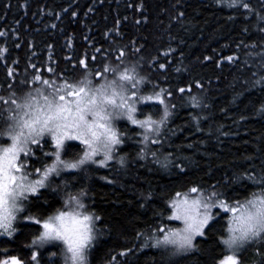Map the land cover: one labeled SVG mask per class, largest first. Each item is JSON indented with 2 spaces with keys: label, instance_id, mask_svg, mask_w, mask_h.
Instances as JSON below:
<instances>
[{
  "label": "trees",
  "instance_id": "16d2710c",
  "mask_svg": "<svg viewBox=\"0 0 264 264\" xmlns=\"http://www.w3.org/2000/svg\"><path fill=\"white\" fill-rule=\"evenodd\" d=\"M250 2L264 15L261 0ZM262 28L264 22L258 21L255 11L233 10L216 0H0V97L4 98L0 109L6 107L4 101L12 91L43 87L33 80L34 74L45 79H56L57 74L80 79L102 71L103 65L120 63L121 53L124 66L136 65L141 76L173 91L169 99L176 107L168 124L175 134H168L158 156L163 161L167 153H173L179 158L174 163L182 164L183 171L163 167L150 153L138 156L135 132L130 131L131 138L119 146L110 167L78 175L77 170H67L55 178L59 184L70 181L66 191L72 194L82 188L86 207L101 218L96 221L99 235L88 264H214L220 258L219 236L226 217H218L214 229L196 237L195 247L186 253L162 255L157 248L143 245L160 222L157 211L164 212L165 223L179 227L167 219L169 201L177 191L219 184L233 200L241 201L257 191V184L247 176L237 177L246 170L253 176L264 175V84L252 87L264 76ZM230 56L232 60L227 59ZM85 58L87 73L74 70ZM159 63L165 69H159ZM179 87L186 88L185 93L176 91ZM190 95L203 99L202 111L188 102ZM145 110L156 109L149 105ZM197 113L207 117L199 131L190 121ZM117 124L135 128L125 120ZM68 143L73 145L69 158L82 154L84 145L79 141ZM51 149L49 145L45 151ZM121 155L126 160L123 167L118 162ZM31 163L40 167L36 157ZM66 198L65 192L49 189L45 213L61 208ZM16 227L29 232L39 228L23 220ZM5 241L11 254H29L28 244L18 249L17 239ZM57 245L40 251V264H64ZM261 252L264 247L259 252L249 248L241 255L242 264H259Z\"/></svg>",
  "mask_w": 264,
  "mask_h": 264
},
{
  "label": "snow or ice",
  "instance_id": "6c2138e0",
  "mask_svg": "<svg viewBox=\"0 0 264 264\" xmlns=\"http://www.w3.org/2000/svg\"><path fill=\"white\" fill-rule=\"evenodd\" d=\"M216 2L226 3L233 10L255 11L258 21L264 22V15L253 9L250 0ZM261 8H264V0H261ZM3 51L7 52V49ZM123 58L124 53H121L120 63L103 65L102 71L96 73H87L88 59H81L73 66L74 70L79 68L87 73L80 79H64L59 74L56 79H45L42 74H34L33 80L43 87L14 90L9 100L4 101L6 107L0 109V236L13 237L18 220L32 222L39 228L27 245L30 250L27 256L11 254L6 247L0 248V264H40L39 250L52 242H59L57 246L62 248L64 264H88V254L99 235L96 221L101 218L86 207L83 202L86 193L82 188L72 194L66 191L70 181L59 184L55 183V178L67 170H77L78 175L110 167L109 162L117 159L119 146L131 138L130 131L135 132L138 156L144 158L150 153L163 167L172 165L183 171L182 164L174 163L179 158L173 153H167L163 161L158 156L168 134H175L168 124L174 118L176 107L169 99L173 91L141 76L136 65L124 66ZM261 59L264 60V56ZM92 60L95 62L96 58L92 57ZM157 67L165 69L166 65L159 63ZM48 71L54 72L51 68ZM23 83L26 87L28 82ZM261 84H264V76L254 81L252 87ZM190 90L189 87L187 91ZM176 91L183 94L186 88L179 87ZM3 100L0 97V101ZM188 102L201 111L205 107L203 99L196 95H190ZM149 105L156 110L146 111ZM203 119L207 117L199 113L190 117L197 131ZM120 120L135 128L119 127L117 121ZM70 141L84 145L82 154L69 158L73 151ZM49 145H52L51 151H45ZM33 157L40 160V167L31 163ZM118 162L125 166V157L121 155ZM245 176L257 184V191L243 201L233 200L219 184L209 185L208 189L197 185L187 192H175L169 201L167 219L180 221L182 227L165 223L164 212L157 211L160 222L143 246L157 248L162 255L186 253L195 247L196 237H205L214 229L218 217H226L223 233L219 236L222 252L214 264H242V253L249 248L259 252L264 247V175L253 176L246 170L237 179ZM49 189L65 192L67 198L61 208L46 214ZM260 254L259 264H264V252Z\"/></svg>",
  "mask_w": 264,
  "mask_h": 264
},
{
  "label": "rangeland",
  "instance_id": "374dc122",
  "mask_svg": "<svg viewBox=\"0 0 264 264\" xmlns=\"http://www.w3.org/2000/svg\"><path fill=\"white\" fill-rule=\"evenodd\" d=\"M175 223L179 224V227H182V223L180 221H175L173 220ZM37 229L35 231L31 230L30 232L28 230H23L22 227H17V232L14 234L13 237L9 238V237H4V236H0L2 238L6 239H17V248H24L25 245L29 244L32 238V235L36 234ZM2 239L0 240V242H5V240ZM56 242H52L50 244L45 245V247L43 249H45L46 247H50L51 245H53ZM6 243H0V248H4L6 245ZM194 244V241H193ZM40 249L39 251L43 250ZM18 255V253H16Z\"/></svg>",
  "mask_w": 264,
  "mask_h": 264
}]
</instances>
